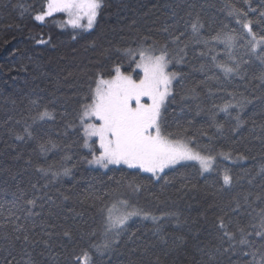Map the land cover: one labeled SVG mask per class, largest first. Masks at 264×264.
Masks as SVG:
<instances>
[{"label": "trees", "instance_id": "16d2710c", "mask_svg": "<svg viewBox=\"0 0 264 264\" xmlns=\"http://www.w3.org/2000/svg\"><path fill=\"white\" fill-rule=\"evenodd\" d=\"M46 2L0 0V264L9 251L14 264H76L84 252L91 264H264L256 235L264 232V45L252 53L242 26L264 37V0H100L91 28L64 25V13L36 20ZM226 32L235 36L231 49L213 39ZM165 45L168 70L180 75L162 110L164 130L186 128L216 156L214 169L201 174L183 162L160 174L165 183L123 164L89 165L78 115L90 89L117 66L138 78L127 50ZM220 63L238 64L239 74L226 76ZM45 109L52 118L41 120ZM31 199L38 215L26 220ZM117 199L142 213L119 236L105 234ZM10 213L23 231L13 230ZM25 233L37 243L25 245ZM105 241L111 247L98 252Z\"/></svg>", "mask_w": 264, "mask_h": 264}, {"label": "snow or ice", "instance_id": "6c2138e0", "mask_svg": "<svg viewBox=\"0 0 264 264\" xmlns=\"http://www.w3.org/2000/svg\"><path fill=\"white\" fill-rule=\"evenodd\" d=\"M100 7V0H47L44 11L37 14L35 19L43 20L46 16L64 13L68 17L66 23L73 28H91ZM261 16H264V12ZM83 20H86V24L81 23ZM191 26L194 33L198 32V21L193 22ZM242 26L252 36V41H256V36L250 28V22H245ZM213 39L231 49L235 36L227 32L218 33ZM178 40L179 37L173 38V42ZM258 43L264 44V37H261L258 42L250 43L251 52L254 54H257ZM126 54L133 58L136 68L142 74L134 78L131 74H124L117 66L114 69L115 74L109 79L101 77L96 81V86L90 89V96L85 97V102L80 106L78 119L83 147L89 149L91 153V159H88L87 163L100 168L123 164L130 169L149 173L151 178L156 180L165 179V183H168L167 178L161 177L160 174L165 169L183 165V162H195L199 165L201 174L212 171L216 165V156L210 153L205 154L204 150L196 147L194 137L188 135L186 128L178 127L175 132L164 130L162 110L172 94L173 81L180 75L178 72L168 70L171 60L167 45L161 48L159 55L154 54L151 46L139 49L138 60L135 59L137 54L135 50L129 49ZM257 55L258 58L264 60V55ZM213 59L215 60V57ZM217 67L226 76L239 74L238 64L229 66L220 63ZM260 79L264 80V74ZM238 106L242 108L243 102H240ZM229 107H237V105H225L223 110L227 111ZM45 118H52L47 109L39 113V119ZM236 120L239 125V115L236 116ZM16 138L22 139L20 136ZM41 147L44 150V146ZM220 155H223L225 159L230 157V154L220 153ZM238 159H244V157L240 156ZM38 170L46 172L42 168ZM68 174L70 170L65 168L64 175ZM55 175L56 173H53V176ZM223 182L224 185H229L231 177L225 174ZM140 188L141 185H136L134 190L139 191ZM27 204L31 207L26 213V220L38 215L32 211L36 201L31 199L27 201ZM129 207L128 201L123 199L115 200L111 206L107 207L105 234L115 232L116 236H119L133 216L142 215L139 210H129ZM143 215L147 218L148 214L143 213ZM10 216L13 230L23 231L24 225L16 223L20 217L15 216L14 213H10ZM153 219L156 218L153 217ZM219 227L223 230L224 236L230 240L234 238L227 231L223 218L220 219ZM64 235L69 236V233L65 232ZM256 235L264 238V232H257ZM16 239L19 240L20 236ZM129 239L132 237L129 236ZM30 242L37 243V241H30L25 233L23 243L27 245ZM241 242L246 243L243 240ZM111 244L112 241H105L103 245H94V247L100 252L110 248ZM9 256L11 258L6 259L4 264H14L16 258L11 251H9ZM27 264H30V261ZM76 264H91L89 254L84 252L81 257L77 258Z\"/></svg>", "mask_w": 264, "mask_h": 264}, {"label": "rangeland", "instance_id": "374dc122", "mask_svg": "<svg viewBox=\"0 0 264 264\" xmlns=\"http://www.w3.org/2000/svg\"><path fill=\"white\" fill-rule=\"evenodd\" d=\"M40 14H41V13H40ZM67 19H68V17H67V15L65 14L64 25H67V26L72 27L71 25H69V24L66 23ZM81 23H82V24H86V20L81 21ZM260 39H261V38L256 37V41H255V42H258ZM258 44H259V43H258ZM262 45H264V44H262ZM141 48H148V47H146V46H144V47L142 46V47H141V46H140V47H137V48H135V49H132V50H135L136 53H137V54H136L137 57H138L137 60L139 59L138 51H139V49H141ZM152 49H153L155 55H159V54H160V50H161V49H154V48H152ZM123 73H124V72H123ZM114 74H115V72H114ZM114 74H113V75H114ZM124 74L128 75V73H124ZM141 74H142V73H141ZM110 77H111V76H110ZM110 77H106V78H104V79H109ZM99 78H101V77H99ZM99 78H98V79H99ZM98 79H97V80H98ZM95 86H96V83H95L94 87H95ZM220 157L223 158V159H225L223 155H220ZM90 159H91V158H90ZM225 160H238V158H237V157H231V156H230L228 159H225ZM95 166H97V165H95ZM109 166H110V165H109ZM125 166H126V165H125ZM117 200H119V199H117ZM114 201H115V200L111 201V203L108 205V207L111 206L112 203H113ZM129 206H130V207H129V210L136 209V207H135L134 205H130V204H129ZM136 210H137V209H136ZM105 215H107V212H105ZM133 217H134V216H133ZM148 217H149V216L147 215V218H148Z\"/></svg>", "mask_w": 264, "mask_h": 264}]
</instances>
